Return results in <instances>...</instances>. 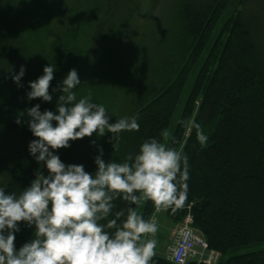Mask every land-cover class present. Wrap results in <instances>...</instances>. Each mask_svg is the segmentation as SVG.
<instances>
[{
	"label": "trees",
	"instance_id": "1",
	"mask_svg": "<svg viewBox=\"0 0 264 264\" xmlns=\"http://www.w3.org/2000/svg\"><path fill=\"white\" fill-rule=\"evenodd\" d=\"M250 1L0 0V183L18 194L35 178L41 165L28 151L36 137L27 109L55 111L61 93L52 88L75 68L77 99L90 94L110 123L137 116L140 127L114 142L107 132L70 141L56 150L62 162L94 173L98 148L106 162H122L144 140L159 139L189 163L187 200L174 213L162 211L165 217L180 226L191 215L207 253L220 255L217 264H264V250L237 254L264 246V26L252 13L264 18V9ZM152 28L153 45L130 73L123 52ZM49 63L56 65L52 102L28 100L29 82ZM21 65L18 86L11 76ZM191 120L208 136L204 146ZM114 203V211L135 207ZM138 210L146 219L156 215L151 201ZM20 228L17 249L33 238V228ZM152 264L174 263L156 255Z\"/></svg>",
	"mask_w": 264,
	"mask_h": 264
},
{
	"label": "clouds",
	"instance_id": "2",
	"mask_svg": "<svg viewBox=\"0 0 264 264\" xmlns=\"http://www.w3.org/2000/svg\"><path fill=\"white\" fill-rule=\"evenodd\" d=\"M55 70L56 65L49 63L41 76L29 82L28 100L52 102L49 87ZM25 73L21 65L11 79L20 86ZM80 84L77 70L70 69L52 88L53 94L61 93L55 111H41L40 104L27 109L28 128L36 137L28 151L41 168L18 194L0 183V264H152L158 225L138 209L151 201L157 212L171 209L174 213L187 200V156L155 137L144 140L122 162H106L103 149L98 148L94 173L85 171L82 164L62 162L56 150L69 148L70 141L94 133L103 137L107 132L114 142L122 132L140 127L137 116L110 123V112L93 102L90 94L77 99ZM188 123L204 146L208 136L195 120ZM161 136L167 137V131ZM117 198L135 207L114 211ZM20 222L34 231L33 238L17 249L14 241Z\"/></svg>",
	"mask_w": 264,
	"mask_h": 264
},
{
	"label": "rangeland",
	"instance_id": "3",
	"mask_svg": "<svg viewBox=\"0 0 264 264\" xmlns=\"http://www.w3.org/2000/svg\"><path fill=\"white\" fill-rule=\"evenodd\" d=\"M257 1L260 2V8L264 9V0H257ZM252 2L253 0H251L250 3H248V5L250 6ZM252 13L257 17V19L260 20V22H262L263 24L262 26H264V18L263 16L261 17V12L258 9H255L252 11ZM143 31L140 32L135 43L129 42V44L132 45V48L130 50H129L130 45H127L129 52H127L126 50H124L123 52V55L125 58L124 61H127L129 64L130 73L134 72V70L136 69L137 63L142 59L141 55L143 53L148 52L150 47L153 45V38H151V40L149 41L150 33L153 31V28L151 29V31H148L145 29ZM153 219L157 223L158 229H159L155 237L158 241L157 248H156V253H157L156 255L165 257L167 256V254L169 253V250L174 245L175 237H176L175 230H178L179 227H183L184 222L180 226H173L172 223L165 217L162 211L160 212L156 211V215L154 216ZM262 250H264V246L252 247V248L243 249L237 254H245V253H249L253 251L256 252V251H262Z\"/></svg>",
	"mask_w": 264,
	"mask_h": 264
},
{
	"label": "built area",
	"instance_id": "4",
	"mask_svg": "<svg viewBox=\"0 0 264 264\" xmlns=\"http://www.w3.org/2000/svg\"><path fill=\"white\" fill-rule=\"evenodd\" d=\"M193 227V218L188 215L184 226L175 230V236L183 238L182 244H175L167 254L170 262L174 264H186L187 261H194L198 264H217L220 255L207 253L203 248V242L189 228Z\"/></svg>",
	"mask_w": 264,
	"mask_h": 264
},
{
	"label": "bare ground",
	"instance_id": "5",
	"mask_svg": "<svg viewBox=\"0 0 264 264\" xmlns=\"http://www.w3.org/2000/svg\"><path fill=\"white\" fill-rule=\"evenodd\" d=\"M193 233H195V231L192 229V228H189ZM196 234V233H195ZM198 236V235H197ZM199 237V236H198ZM199 239L203 242V248L204 250L207 252L208 250V245L199 237ZM183 243V238H179V237H175V242H174V245L173 247L175 246V244H182ZM166 260L170 262V259L167 256H165ZM189 262H192V261H187L186 264H188Z\"/></svg>",
	"mask_w": 264,
	"mask_h": 264
}]
</instances>
